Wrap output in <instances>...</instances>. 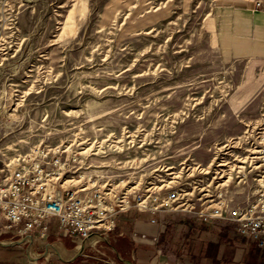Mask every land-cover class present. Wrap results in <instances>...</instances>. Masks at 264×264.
Here are the masks:
<instances>
[{
  "label": "rangeland",
  "instance_id": "1",
  "mask_svg": "<svg viewBox=\"0 0 264 264\" xmlns=\"http://www.w3.org/2000/svg\"><path fill=\"white\" fill-rule=\"evenodd\" d=\"M232 1L242 2L0 0V187L18 154L60 146L71 153L66 179L171 187L196 208L251 202L259 172L250 158L264 144V60L222 52L218 8ZM161 216L155 245L136 239L142 248L130 249L123 240L118 253L116 227L64 259L264 264V249H250L232 223L180 210ZM118 221L131 236L128 216Z\"/></svg>",
  "mask_w": 264,
  "mask_h": 264
},
{
  "label": "built area",
  "instance_id": "2",
  "mask_svg": "<svg viewBox=\"0 0 264 264\" xmlns=\"http://www.w3.org/2000/svg\"><path fill=\"white\" fill-rule=\"evenodd\" d=\"M246 1L254 9H264V0ZM70 155V150L60 146L36 147L17 155L5 186L0 187V217L7 221L6 229L15 227L17 235L27 240L31 233L43 238L48 220L55 218L61 233L95 243L117 227L120 215L132 209L148 213L152 225L158 224L161 214L180 210L199 221L232 223L240 235L255 241L259 247L264 246V144L250 158L259 172L255 198L229 208L224 202L196 208L181 202L177 189L166 186L127 190L105 183L66 182L72 180L64 178L72 171ZM131 237L155 245L160 231L148 233L134 229Z\"/></svg>",
  "mask_w": 264,
  "mask_h": 264
},
{
  "label": "crops",
  "instance_id": "3",
  "mask_svg": "<svg viewBox=\"0 0 264 264\" xmlns=\"http://www.w3.org/2000/svg\"><path fill=\"white\" fill-rule=\"evenodd\" d=\"M241 1H232L218 8L220 24L217 35L222 45V52L228 60L243 58L264 60V9H254L248 1ZM144 213L135 210V212L120 215L118 220L128 216L134 229L148 233L155 232L156 225L150 224L148 222L150 215ZM161 215L158 220L163 217ZM119 223L117 221L119 231L116 233L117 250H115L118 253L122 251L123 240L128 241L130 249L131 247L141 249L142 245L134 242L136 239L120 230ZM6 224L7 221L0 217V264H77L74 259L78 255H80V262L90 257L86 254L70 252L69 257L64 259V251H69L73 247L81 248L82 243L85 244L90 240L69 237L61 233L55 218L48 220L49 226L45 237L41 238L36 233H31L28 240L17 235L15 227L6 229ZM189 226L190 223L187 227ZM161 227L160 232L164 231L165 224ZM243 237L248 243L249 239Z\"/></svg>",
  "mask_w": 264,
  "mask_h": 264
},
{
  "label": "trees",
  "instance_id": "4",
  "mask_svg": "<svg viewBox=\"0 0 264 264\" xmlns=\"http://www.w3.org/2000/svg\"><path fill=\"white\" fill-rule=\"evenodd\" d=\"M232 225H233V224H232ZM232 228H233V232H234L236 235H238L240 238L244 239V237H243L242 235H240V234L236 231V228H235L234 225L232 226ZM248 244L250 245V249H253L255 252H257V254H258V252H261L262 249H264V246L259 247V246L256 244L255 241L250 240V239L248 240Z\"/></svg>",
  "mask_w": 264,
  "mask_h": 264
},
{
  "label": "bare ground",
  "instance_id": "5",
  "mask_svg": "<svg viewBox=\"0 0 264 264\" xmlns=\"http://www.w3.org/2000/svg\"><path fill=\"white\" fill-rule=\"evenodd\" d=\"M70 181H72V182H77V181H75V180H73V179H72V180H67L66 182H70Z\"/></svg>",
  "mask_w": 264,
  "mask_h": 264
}]
</instances>
